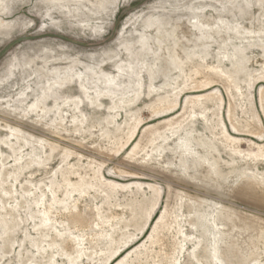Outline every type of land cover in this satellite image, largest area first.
<instances>
[{
	"label": "rangeland",
	"instance_id": "374dc122",
	"mask_svg": "<svg viewBox=\"0 0 264 264\" xmlns=\"http://www.w3.org/2000/svg\"><path fill=\"white\" fill-rule=\"evenodd\" d=\"M0 264H264V0H0Z\"/></svg>",
	"mask_w": 264,
	"mask_h": 264
},
{
	"label": "water",
	"instance_id": "95a60500",
	"mask_svg": "<svg viewBox=\"0 0 264 264\" xmlns=\"http://www.w3.org/2000/svg\"><path fill=\"white\" fill-rule=\"evenodd\" d=\"M21 40H27V38H22Z\"/></svg>",
	"mask_w": 264,
	"mask_h": 264
}]
</instances>
